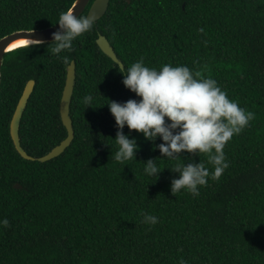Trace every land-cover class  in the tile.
Returning <instances> with one entry per match:
<instances>
[{
    "label": "trees",
    "instance_id": "obj_1",
    "mask_svg": "<svg viewBox=\"0 0 264 264\" xmlns=\"http://www.w3.org/2000/svg\"><path fill=\"white\" fill-rule=\"evenodd\" d=\"M74 2L0 0V39L53 26ZM99 36L125 68L140 59L157 69L187 66L199 78L215 79L229 99L255 113L225 145L229 167L218 180L209 178L198 196L186 190L173 195L178 174L168 168L178 162L211 168L204 154L161 160L154 145L162 141L132 130L136 159L114 160L118 129L107 103L140 98L98 47ZM52 47L18 48L3 60L0 219L9 226H0V264H264V0H110L71 51L55 55ZM72 61L73 140L57 158L27 161L10 137L24 87L35 81L20 122V145L39 158L67 137L59 108ZM86 95L93 97L90 107ZM123 131L129 134L127 126ZM149 159L165 168L157 179L143 172ZM143 214L158 222L142 223Z\"/></svg>",
    "mask_w": 264,
    "mask_h": 264
},
{
    "label": "clouds",
    "instance_id": "obj_2",
    "mask_svg": "<svg viewBox=\"0 0 264 264\" xmlns=\"http://www.w3.org/2000/svg\"><path fill=\"white\" fill-rule=\"evenodd\" d=\"M95 17L76 16L74 10L61 12L52 33V54L59 55L71 51L73 43L95 24ZM30 46H39L43 41L29 39ZM67 63L68 58H63ZM123 74L122 83L140 99H129L119 103H107L118 129L114 139L117 150L114 160L120 163L136 159L139 149L136 138H129L132 130L141 133L147 141L162 143L154 145L161 153V160H181V153L204 154L212 167L199 163H176L170 167L178 178L171 181L173 195L186 190L198 196L199 189L208 183L209 178L218 180L229 167L225 158V145L248 126L255 113L241 108L229 99L215 79L199 78V73L184 65L164 64L159 69L146 66L143 59L125 68L117 65ZM93 97L86 95L83 102L91 106ZM127 126L129 134L123 129ZM156 160L145 162L143 172L149 177H159L161 169ZM158 217L143 214L142 223L155 225ZM0 226L8 227L7 218L0 219ZM183 264V261L181 262Z\"/></svg>",
    "mask_w": 264,
    "mask_h": 264
},
{
    "label": "water",
    "instance_id": "obj_3",
    "mask_svg": "<svg viewBox=\"0 0 264 264\" xmlns=\"http://www.w3.org/2000/svg\"><path fill=\"white\" fill-rule=\"evenodd\" d=\"M109 2L110 0H75L71 9L74 10V15L79 16L82 15L90 5L86 16L90 14V16L96 18L95 19L96 22L99 19H101L106 13L109 6ZM58 27L59 25L55 24L53 26L40 30L17 31L1 38L0 39V83H1V70L3 66L4 56L8 52L13 51L10 49L13 43L19 40L29 41V39H37L43 41L42 44H50L52 42V33L56 32ZM97 45L100 48V50L108 58H110L115 64L117 65L119 64L123 66V64L118 60L113 50V47L110 45V43L104 36L98 37ZM75 79H76V69H75V63L72 61L67 68L65 86L63 89L60 108H59L62 124L67 131V137L58 146L54 147L46 155L39 158H33L29 156L22 149L20 145L19 128H20L21 118L23 116L28 100L32 95L35 86L34 80H29L26 83L10 122L11 140L13 142L14 148L23 159L27 161H38L44 163L54 158H57L66 150V148L70 146L74 137V132H73L72 121L70 118L69 110H70L71 98L75 86ZM15 188L20 189L21 187L19 185H15Z\"/></svg>",
    "mask_w": 264,
    "mask_h": 264
},
{
    "label": "bare ground",
    "instance_id": "obj_4",
    "mask_svg": "<svg viewBox=\"0 0 264 264\" xmlns=\"http://www.w3.org/2000/svg\"><path fill=\"white\" fill-rule=\"evenodd\" d=\"M26 46H30V41L19 40V41L13 43L12 46L10 47V49L14 50V49L21 48V47H26Z\"/></svg>",
    "mask_w": 264,
    "mask_h": 264
}]
</instances>
